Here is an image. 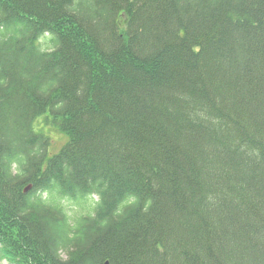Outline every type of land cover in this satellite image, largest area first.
Listing matches in <instances>:
<instances>
[{
	"label": "trees",
	"instance_id": "trees-1",
	"mask_svg": "<svg viewBox=\"0 0 264 264\" xmlns=\"http://www.w3.org/2000/svg\"><path fill=\"white\" fill-rule=\"evenodd\" d=\"M3 263L264 264V0H0Z\"/></svg>",
	"mask_w": 264,
	"mask_h": 264
},
{
	"label": "rangeland",
	"instance_id": "rangeland-1",
	"mask_svg": "<svg viewBox=\"0 0 264 264\" xmlns=\"http://www.w3.org/2000/svg\"><path fill=\"white\" fill-rule=\"evenodd\" d=\"M33 128L37 133L42 134L49 139V147L47 151L48 158L57 154L67 142V136L61 132L57 126L52 124V115L49 113V111H46L44 114L35 119ZM27 188L29 190L30 185L27 186L26 189ZM69 209L72 212L76 211L72 205L69 207Z\"/></svg>",
	"mask_w": 264,
	"mask_h": 264
},
{
	"label": "water",
	"instance_id": "water-1",
	"mask_svg": "<svg viewBox=\"0 0 264 264\" xmlns=\"http://www.w3.org/2000/svg\"><path fill=\"white\" fill-rule=\"evenodd\" d=\"M27 190H28V188H27V189H25V190H24V192H26Z\"/></svg>",
	"mask_w": 264,
	"mask_h": 264
}]
</instances>
